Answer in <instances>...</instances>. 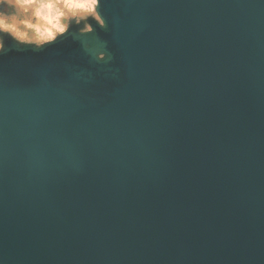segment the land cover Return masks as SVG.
Instances as JSON below:
<instances>
[{
    "label": "water",
    "instance_id": "water-1",
    "mask_svg": "<svg viewBox=\"0 0 264 264\" xmlns=\"http://www.w3.org/2000/svg\"><path fill=\"white\" fill-rule=\"evenodd\" d=\"M0 49V264H264V0H98Z\"/></svg>",
    "mask_w": 264,
    "mask_h": 264
},
{
    "label": "rangeland",
    "instance_id": "rangeland-1",
    "mask_svg": "<svg viewBox=\"0 0 264 264\" xmlns=\"http://www.w3.org/2000/svg\"><path fill=\"white\" fill-rule=\"evenodd\" d=\"M97 5L85 0H0V49L5 35L42 44L73 24L90 29V19L103 23Z\"/></svg>",
    "mask_w": 264,
    "mask_h": 264
},
{
    "label": "snow or ice",
    "instance_id": "snow-or-ice-1",
    "mask_svg": "<svg viewBox=\"0 0 264 264\" xmlns=\"http://www.w3.org/2000/svg\"><path fill=\"white\" fill-rule=\"evenodd\" d=\"M85 2H90V3H93V4H97L98 0H85Z\"/></svg>",
    "mask_w": 264,
    "mask_h": 264
},
{
    "label": "crops",
    "instance_id": "crops-1",
    "mask_svg": "<svg viewBox=\"0 0 264 264\" xmlns=\"http://www.w3.org/2000/svg\"><path fill=\"white\" fill-rule=\"evenodd\" d=\"M22 42H25V43H33V42H30V41H22Z\"/></svg>",
    "mask_w": 264,
    "mask_h": 264
},
{
    "label": "bare ground",
    "instance_id": "bare-ground-1",
    "mask_svg": "<svg viewBox=\"0 0 264 264\" xmlns=\"http://www.w3.org/2000/svg\"><path fill=\"white\" fill-rule=\"evenodd\" d=\"M52 4V3H51ZM82 5V4H81ZM47 8V7H46ZM51 8V7H50ZM47 10V9H46ZM51 15V14H50ZM52 16H53V14H52ZM49 20H50V18H49ZM50 23V22H49ZM49 30V29H48ZM46 31V30H45Z\"/></svg>",
    "mask_w": 264,
    "mask_h": 264
}]
</instances>
